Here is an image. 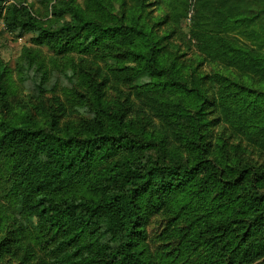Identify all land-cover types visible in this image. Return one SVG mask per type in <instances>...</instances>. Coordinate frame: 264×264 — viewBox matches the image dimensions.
<instances>
[{"label": "trees", "instance_id": "1", "mask_svg": "<svg viewBox=\"0 0 264 264\" xmlns=\"http://www.w3.org/2000/svg\"><path fill=\"white\" fill-rule=\"evenodd\" d=\"M154 4L188 28L198 51L222 60L241 80L264 87V0ZM53 8L56 17L71 15L55 42L122 64L118 71L124 81L149 78L138 87L154 130L142 128L131 110L110 104L100 83L88 90L92 119L84 122L80 135L59 133L56 123L46 130L1 120L0 147L12 150L15 159L8 198L0 204V232H7L0 251L10 244L27 245L39 264H157L148 254L143 227L148 213L157 210L173 211L175 221H185L174 228L180 256L197 245L223 264H264V170L235 165L224 152L212 158V141L202 142L210 104L221 122L264 152V90L215 73L205 77L212 89L209 103L196 68L161 51L144 26L126 16L107 17L105 0H85L84 8L73 3L65 10ZM0 17L18 35L41 25L15 2L0 6ZM56 36L43 32L37 40L51 47ZM5 72L0 57L3 105ZM152 147L157 158L148 154ZM215 187L218 197L226 198L222 205L202 197V191ZM182 195L191 200L178 209L172 202ZM37 243L49 249L44 257Z\"/></svg>", "mask_w": 264, "mask_h": 264}, {"label": "rangeland", "instance_id": "2", "mask_svg": "<svg viewBox=\"0 0 264 264\" xmlns=\"http://www.w3.org/2000/svg\"><path fill=\"white\" fill-rule=\"evenodd\" d=\"M105 1L110 12L107 17L126 16L128 22L144 26L148 37L161 51L178 57L181 63L196 68L197 73L203 78L209 103L213 100L212 89L205 77L215 73L226 75L249 88L264 90V87L255 82L241 80L237 71L226 66L222 60L209 59L198 51L189 37L188 28L168 19L163 9L156 8L155 0ZM11 2L25 6L41 25L37 29L18 35L9 32L0 17V57L6 68L1 83L7 91L5 105L1 103L3 100L0 98V121L7 120L46 130L52 129V124L56 123L59 133L66 136L80 135L84 122L92 119L93 107L90 106L92 101H88V90L90 91L92 83H100L104 98L110 104H116L126 111L131 110L133 117L137 114L142 128L148 132L154 130L150 124L151 119L146 115L150 112L144 104L146 98L140 94L138 87L147 81L148 77L143 75L133 81H124L118 71L122 64L116 65L113 59H98L95 52H80L69 45L55 42L61 34L60 28L71 20V15L65 13L62 17H56L53 7L65 10L67 4L73 3L79 8H84L85 0H3L0 6ZM259 8L260 6L254 7V12H259ZM260 16L263 17V14ZM186 22L188 24L189 20ZM43 32L57 35L56 39L52 40L55 46L49 47L45 43H39L37 39L41 38ZM143 109L147 110V113ZM154 122L161 125L156 119ZM203 122L206 125L202 132V142L212 141L215 146V151L209 154L210 157L220 159L224 152V156L229 157L235 165L242 164L247 167L249 164L252 168L264 170V152L243 139L236 128L221 122L210 104L206 121ZM218 145H222V149L219 150ZM148 154L152 158L158 157V152L153 147ZM121 157L122 154L114 156L107 163L111 164ZM14 159L12 150L0 147V204H4L8 198ZM218 194L220 191L217 187L210 193L202 191V197L206 202H219L222 205L226 198H219ZM190 200V197L185 199L182 195L176 197L172 203L181 209L183 205L190 203ZM191 206L196 207L197 203L193 201ZM175 217L176 213L173 211L153 210L147 215L143 225L146 231L145 243L154 262L223 264L224 261L216 260L215 253L211 254L206 246L196 245V249L190 248L180 256V238L175 235L174 228L180 229L186 223L183 219L175 221ZM5 236L7 232L1 231L0 242ZM40 246L41 244L37 243L35 249L44 257L49 249ZM32 254L27 245L3 246L0 251V264H39V260Z\"/></svg>", "mask_w": 264, "mask_h": 264}]
</instances>
